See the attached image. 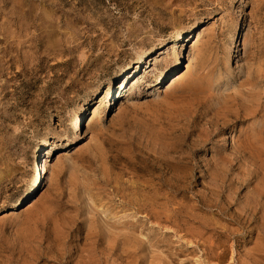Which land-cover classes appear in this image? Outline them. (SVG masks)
<instances>
[{"label":"rangeland","instance_id":"rangeland-1","mask_svg":"<svg viewBox=\"0 0 264 264\" xmlns=\"http://www.w3.org/2000/svg\"><path fill=\"white\" fill-rule=\"evenodd\" d=\"M0 264H264V0H0Z\"/></svg>","mask_w":264,"mask_h":264},{"label":"bare ground","instance_id":"bare-ground-1","mask_svg":"<svg viewBox=\"0 0 264 264\" xmlns=\"http://www.w3.org/2000/svg\"><path fill=\"white\" fill-rule=\"evenodd\" d=\"M140 59H139V61H138V67H137V70L139 69V67H140ZM143 70V68L141 67L140 68V72ZM181 76H182V74L181 75H179L178 77H176L175 79H177V78H181ZM195 82V81H194ZM193 84V83H192ZM191 85V84H190ZM194 85V84H193ZM235 95V94H234ZM235 98V97H234ZM209 110H211V109H209ZM236 115H238V113H235ZM223 115V114H222ZM236 115H234V116H236ZM252 115V114H251ZM224 116V115H223ZM241 116V115H240ZM226 117V116H225ZM224 117V118H225ZM237 117V116H236ZM242 117V116H241ZM227 118V117H226ZM229 118V117H228ZM238 118V117H237ZM239 119V118H238ZM243 119V118H242ZM224 120V119H223ZM222 120V121H223ZM229 120H232V118L231 119H226V121L228 122ZM234 121V120H233ZM225 124H226V122H225ZM79 127V120L77 119L76 120V122H75V128L77 129ZM251 131V130H250ZM251 134V133H250ZM248 135V134H247ZM160 140V139H159ZM245 140V139H244ZM246 141V140H245ZM244 142V141H243ZM247 143V142H246ZM261 143V142H260ZM250 145V144H249ZM251 146V145H250ZM263 146V145H262ZM248 148H252L253 146H251V147H249V146H247ZM246 147V148H247ZM162 148V147H161ZM193 149V148H192ZM191 149V150H192ZM250 150V149H249ZM167 151V150H166ZM177 151V150H176ZM193 151H195V150H193ZM191 152V151H190ZM166 154V153H165ZM154 157H156V156H154ZM156 158H158V157H156ZM160 158H162V157H160ZM33 162H31L32 164H31V166H30V172H31V179H32V183H31V185H32V191L30 192V194L29 195H31L30 196V198H29V202H32L33 201V197H32V194L33 193H35V187H36V182H37V179H38V176L41 174V168H40V159H39V157H38V154H36L35 155V157H33ZM166 160V159H165ZM154 161V160H153ZM156 161V160H155ZM160 161V160H159ZM169 161V160H168ZM173 161V160H172ZM163 162V161H162ZM170 162H171V160H170ZM158 163V162H157ZM160 163V162H159ZM165 164H167V163H165ZM169 164V163H168ZM170 167V166H169ZM168 168V167H167ZM208 205V204H207ZM216 205V204H215ZM159 210V209H158ZM151 213V212H150ZM154 213V212H153ZM157 215H158V213H157ZM160 216V215H159ZM130 225V224H129ZM132 225V224H131ZM133 227V226H132ZM141 239V238H140ZM124 247V246H123Z\"/></svg>","mask_w":264,"mask_h":264}]
</instances>
